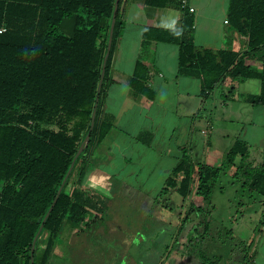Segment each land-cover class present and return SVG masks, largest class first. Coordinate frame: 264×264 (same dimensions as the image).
<instances>
[{
  "label": "trees",
  "instance_id": "obj_1",
  "mask_svg": "<svg viewBox=\"0 0 264 264\" xmlns=\"http://www.w3.org/2000/svg\"><path fill=\"white\" fill-rule=\"evenodd\" d=\"M171 1L146 3L164 7ZM114 5L115 0H0V264H52L59 238L87 229L92 212L101 210L78 184L95 166L94 149L111 129L100 107L122 33L121 0L89 143L76 158L32 248L90 130ZM227 16L233 30L247 38L242 52L197 48L187 9L181 29L145 28L142 37L178 44V72L200 78L201 96L207 97L225 78H256L260 93L243 99L264 106V0H230ZM254 55L262 63L260 71L247 63ZM141 71L137 64L131 87L152 97L141 85ZM230 166L234 179L264 197V163H251L248 146L240 140L219 166L194 163L182 149L159 195L175 190L183 201L190 198L189 213L206 212L220 173Z\"/></svg>",
  "mask_w": 264,
  "mask_h": 264
},
{
  "label": "crops",
  "instance_id": "obj_2",
  "mask_svg": "<svg viewBox=\"0 0 264 264\" xmlns=\"http://www.w3.org/2000/svg\"><path fill=\"white\" fill-rule=\"evenodd\" d=\"M229 3L173 0L164 7H153L146 0H121L122 33L115 42L100 107V116L111 123V129L94 149L95 166L78 184L101 210L92 212L93 222L90 218L87 229L74 230L69 239L60 237L57 244L71 245L76 252L88 239L89 228L103 232L118 226L123 231L143 228V209L161 197L159 216H176L177 208L181 211L177 220L167 224L173 228V246L184 250L176 264H264V197L234 179V167L220 173L206 212L189 213L190 198L183 201L175 190L159 195L182 149L194 163L219 166L240 140L248 146L251 163H264V106H252L243 99L260 93V80L225 78L203 97L200 78L178 72V44L142 37L145 28L181 29L187 9L193 17L191 37L197 48L242 52L247 38L228 22ZM247 63L260 71L257 55L248 57ZM137 64L142 68L141 85L152 97L131 87ZM164 166L154 189V173ZM249 203H259V216L241 237L240 221ZM117 209L125 221H109ZM75 240L81 242L79 247L72 245ZM242 248L249 258H244Z\"/></svg>",
  "mask_w": 264,
  "mask_h": 264
},
{
  "label": "rangeland",
  "instance_id": "obj_3",
  "mask_svg": "<svg viewBox=\"0 0 264 264\" xmlns=\"http://www.w3.org/2000/svg\"><path fill=\"white\" fill-rule=\"evenodd\" d=\"M164 168L166 166L155 171L152 188H157L156 182L159 180ZM79 189L84 191L83 188L79 187ZM84 193L88 195L86 191ZM160 199L159 201H161ZM159 201L157 200L149 208L143 209L141 217L144 222L143 228H129V230L123 231V228L118 226L109 230L106 228V233L99 231L98 227H96L94 230H91V234L84 246L79 249L76 248V252L70 250L71 245H68L70 247H65L63 242L57 244L52 264H60L61 262L59 263V261L63 259L66 261L64 264H160L163 259L166 261V258L168 260L165 264H176V261L180 259V255L183 254L184 250L179 251L180 246H173V235H171L173 228L167 227V224H172L177 220L176 216H180L181 214L179 213L181 211L177 208L176 216H159L158 211L160 207L157 204ZM256 204L249 203V209L244 218L241 219L239 217L241 219V237L246 236L247 232L250 231V221H254L259 216L257 215L260 208L258 206L259 203ZM123 214L118 209L112 211L111 216H108L109 221L118 220L119 222H123L125 221L122 220L124 218ZM90 218V222L92 223L93 218ZM258 234L256 232V236ZM80 243L79 240L72 241V245L75 247H79ZM262 251L264 252V248H262ZM243 253L244 256L248 255L247 249H243ZM247 257L244 258L246 259Z\"/></svg>",
  "mask_w": 264,
  "mask_h": 264
},
{
  "label": "water",
  "instance_id": "obj_4",
  "mask_svg": "<svg viewBox=\"0 0 264 264\" xmlns=\"http://www.w3.org/2000/svg\"><path fill=\"white\" fill-rule=\"evenodd\" d=\"M118 4H119V0H115V5H114V10H113V15H112V19H111V24H110V29H109V37H108V42H107V48H106V53H105V56H104V60H103V64H102V71H101V76H100V81H99V84H98V89H97V96H96V99H95V104H94V110H93V113H92V117H91V123H90V130L88 132V134L86 135V137L84 138L83 142L81 143V145L79 146V149L73 159V162H72V165L61 185V187L59 188L58 190V193H57V196L54 200V202L52 203L48 213L46 214L40 228H39V231L38 233L36 234L35 238H34V241H33V244H32V248H34V245H35V242L39 236V233L42 229V226H43V223L45 222L46 218L48 217L49 213L51 212L53 206H54V203L56 202V199L58 197V195L60 194L61 190H62V186L64 184V182L66 181L68 175L70 174L71 170H72V167H73V164L76 160V158L80 155V153L83 151V149H85L89 143V140H90V133L93 129V126H94V120H95V114H96V108H97V103H98V100H99V93H100V89H101V86H102V82H103V77H104V73H105V66H106V61H107V58L109 56V53H110V49H111V45H112V39H113V30H114V26H115V21H116V14H117V10H118Z\"/></svg>",
  "mask_w": 264,
  "mask_h": 264
},
{
  "label": "built area",
  "instance_id": "obj_5",
  "mask_svg": "<svg viewBox=\"0 0 264 264\" xmlns=\"http://www.w3.org/2000/svg\"><path fill=\"white\" fill-rule=\"evenodd\" d=\"M182 2L184 3V2H185V0H182ZM190 11H193V9H190Z\"/></svg>",
  "mask_w": 264,
  "mask_h": 264
}]
</instances>
